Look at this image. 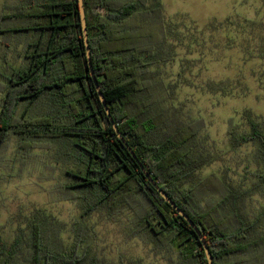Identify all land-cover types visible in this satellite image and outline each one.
<instances>
[{
  "label": "trees",
  "instance_id": "trees-1",
  "mask_svg": "<svg viewBox=\"0 0 264 264\" xmlns=\"http://www.w3.org/2000/svg\"><path fill=\"white\" fill-rule=\"evenodd\" d=\"M83 7L92 69L126 144L201 231L213 264H264V211L247 221L241 212L247 193L215 173L192 179L204 165L190 150L200 122L172 132L158 122L165 85L149 75L172 60L174 44L168 39L177 33L164 19L160 0L149 5L144 0H83ZM0 34L7 41L25 37L24 65L1 75L0 147L10 134L27 149L32 140L64 142L71 148L66 158L76 160L80 169L68 173L62 198L80 200L86 212L139 204L137 231L175 247L185 264H207L190 226L150 185L108 121L89 75L77 0H22L13 13L0 17ZM22 102L26 113L18 114ZM38 106L42 113L33 115ZM247 125L243 134L231 132L232 145L254 146L259 169L253 176L264 186V122L248 116ZM72 189V195L65 194ZM81 247L61 252L37 222L26 264H86L88 252ZM17 248L0 240V264H17Z\"/></svg>",
  "mask_w": 264,
  "mask_h": 264
},
{
  "label": "rangeland",
  "instance_id": "rangeland-1",
  "mask_svg": "<svg viewBox=\"0 0 264 264\" xmlns=\"http://www.w3.org/2000/svg\"><path fill=\"white\" fill-rule=\"evenodd\" d=\"M144 2L149 5L151 0ZM20 4L22 0H0V17ZM160 5L177 33L168 39L174 44L172 60L149 75L165 85L158 122L166 132L200 122L190 150L204 165L193 181L215 173L247 193L241 212L254 221L264 211V186L253 176L259 169L255 149L251 144L233 147L231 138L248 131V116L264 122V2L160 0ZM24 45L22 35L7 41L0 34V106L5 91L1 75L24 65ZM24 107L20 103L18 114ZM39 107L33 115L42 113ZM20 142L10 134L0 147V240L6 246L17 243V264H26L31 228L37 222L61 252L81 244L88 252L86 264H185L175 247L159 245L147 231H137L141 205L86 212L80 200L62 198L68 173L80 169L76 160L66 158L69 145L32 140L27 149Z\"/></svg>",
  "mask_w": 264,
  "mask_h": 264
},
{
  "label": "water",
  "instance_id": "water-1",
  "mask_svg": "<svg viewBox=\"0 0 264 264\" xmlns=\"http://www.w3.org/2000/svg\"><path fill=\"white\" fill-rule=\"evenodd\" d=\"M77 5H78V12H79V20H80V25H81V31H82V36H83V44L85 48V56L87 60V66L89 70V75L91 77L93 86L95 88V91L97 93L98 99L104 109V112L108 118V121L116 135V137L122 142L126 150L129 152L130 156L136 161L141 173L143 176L148 180L150 185L157 191V193L160 195V197L174 210V212L182 218L184 221L187 222V224L190 226L191 230L194 232L199 244L201 245L202 251L204 253V256L206 258L207 264H213L212 263V257L209 252V249L207 247L206 241L204 239V236L201 234V231L196 227V225L193 223V221L180 209L178 206L167 196V194L158 186L157 182H155L150 174L144 169L143 165L139 162V160L136 158L135 154L131 150V148L126 144L123 136L119 132L116 123L112 119L109 109L107 107L106 101L104 99V96L102 95L100 91V87L97 83V80L95 78L92 65H91V60H90V50H89V45H88V39H87V30H86V22H85V14H84V7H83V0H77Z\"/></svg>",
  "mask_w": 264,
  "mask_h": 264
}]
</instances>
